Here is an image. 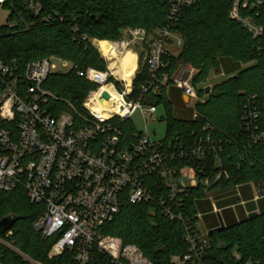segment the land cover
<instances>
[{
  "label": "trees",
  "instance_id": "1",
  "mask_svg": "<svg viewBox=\"0 0 264 264\" xmlns=\"http://www.w3.org/2000/svg\"><path fill=\"white\" fill-rule=\"evenodd\" d=\"M39 1L43 8L34 17L26 0L9 1V24L0 26V58L22 67L43 59L73 65L69 72L51 74L44 82L43 88L54 95L48 108L56 115L86 114L83 104L99 85L79 76V72L108 71V63L93 40L118 43L126 29L151 32L171 25L183 41L181 52L166 59L163 73L168 76L167 85L145 102L165 110L168 154L174 153L177 141L188 148L170 166L180 172L194 170L200 185L178 197L182 221H169L157 202H125L101 234L121 240L124 246L138 247L153 264H178L176 260L190 252V231L201 236L200 205L217 202L226 229L210 234L220 226L210 228L211 248L202 262L264 264V0H241L248 5L239 7L242 21L231 16L234 0H196L183 8L173 23L169 0ZM243 21L260 29V34L255 35ZM185 65L197 72L193 84L204 102L191 110L189 117L181 118L175 116L174 107L176 101L183 104L182 92L173 86L172 78ZM213 72L226 77L205 96L199 86L206 84ZM148 78L140 60L133 83L135 98ZM249 109L258 114L252 127L247 126ZM119 124L125 138L134 137V122ZM198 140L206 147L204 158L190 152ZM206 180L208 186L203 184ZM255 189L262 196L257 202ZM155 195L158 200L165 192ZM44 211L45 206L32 205L22 189L0 192V223L15 219L11 231L0 233V264H79L73 251L51 258L59 236L46 238L34 227ZM254 212L258 216L251 218ZM90 252V264H113L96 246Z\"/></svg>",
  "mask_w": 264,
  "mask_h": 264
},
{
  "label": "built area",
  "instance_id": "2",
  "mask_svg": "<svg viewBox=\"0 0 264 264\" xmlns=\"http://www.w3.org/2000/svg\"><path fill=\"white\" fill-rule=\"evenodd\" d=\"M9 1L0 0V8L9 9ZM169 1L172 5L170 22L173 23L182 9L192 6L196 0ZM26 3L29 11L40 15L43 6L39 0H26ZM240 6L248 5L234 0L231 16L242 21L238 13ZM243 23L255 35L260 34L261 30L249 21ZM127 31L124 39L133 38L134 44L137 42L141 47L138 56L149 78L140 85L138 98H135L136 76L129 85L113 73L110 64L107 72L94 69L79 72V76L99 85L83 104L87 112L82 115L51 113L48 104L54 95L43 88L51 74L69 72L72 64L61 63L62 70L53 59H43L22 67L15 61L0 58V192L22 189L32 205L45 206L34 227L46 238L59 236L52 247L51 258L68 250L75 252L79 264H90V250L96 246L113 264H153L138 247L124 246L119 239L103 236V227L116 218L125 202L132 205L157 202L169 221H182L178 197L200 185L194 170L180 172L170 166V162L182 158L188 148L177 141L173 144L174 153L168 154L165 140L155 141L156 132L152 133L147 126L149 119L161 120L157 117L159 107L146 103L145 98L159 94L161 87L167 85L168 76L163 73L167 68L166 59L181 52L183 41L171 30V25L151 32ZM124 45L127 46L125 51L129 50L130 43ZM106 57L111 63V55ZM196 74L192 69L187 79L178 78L179 72L172 78L173 86L189 98L187 106L191 109L204 102L193 84ZM213 75L215 77H210L201 88L205 96L226 77L224 73L213 72ZM105 94L108 99L104 98ZM105 104L109 108H102L100 113L98 106ZM137 113L145 129L135 126L134 137L127 139L119 122H134ZM246 115L247 126L252 127L258 118L257 111L249 109ZM190 152L204 158L207 150L202 140H198L190 147ZM203 184L208 186L209 180ZM160 192L165 195L157 200L155 194ZM198 219L202 221L201 214ZM187 242L190 252L176 262L205 264L202 256L211 248L208 234L198 236L190 231Z\"/></svg>",
  "mask_w": 264,
  "mask_h": 264
},
{
  "label": "rangeland",
  "instance_id": "3",
  "mask_svg": "<svg viewBox=\"0 0 264 264\" xmlns=\"http://www.w3.org/2000/svg\"><path fill=\"white\" fill-rule=\"evenodd\" d=\"M12 10L10 9H6V8H3L1 9L0 8V26H4V25H8L9 24V16L11 14ZM128 29H126L127 31ZM125 32V30H124ZM126 35H130L129 32L127 31L126 32ZM127 36V37H128ZM130 38L125 40L123 38V40L121 42H118V43H115L114 45L116 46V49H111V48H106V49H103L102 48V45L98 42L97 43V46L96 47L100 53H102V50L104 52V54L108 55L110 52H114V54L112 55L111 57V61L113 62V58L116 57L114 60H117V68H111L112 66V62H111V65H110V69L111 70H114L115 74L117 76H119V79L120 80H124L128 83H131L132 82V79L134 76L137 75V72H139L138 70H136L137 68V63H136V68L134 69V71L131 73V77L129 80H125V79H122L121 77L123 75H126L125 74V71H124V67L121 63V59L125 58L126 56L128 55H132V56H135L136 59H138L137 57V54L141 51V47L137 44V42L134 44V39L132 38L129 42ZM124 43H130V48L129 50L131 51H125V47H127L126 45H124ZM116 50H117V53H116ZM176 50V49H174ZM133 51V52H132ZM179 50H176V53H178ZM103 54V53H102ZM106 55V56H107ZM139 55V54H138ZM103 57H105V59L107 60V63L110 64V59H108L106 56L102 55ZM53 63L57 64L59 66V68H61V62H58L57 60H53ZM109 66V65H108ZM62 70L64 68H61ZM191 70H192V67L189 66V65H185V66H182L179 70V75H178V78L180 79H187L190 74H191ZM134 73V74H133ZM211 77H215L212 73ZM204 85V84H203ZM203 85H200L199 87L202 88ZM184 105L181 103V102H175V107H174V114L175 116L177 117H181V118H187L190 116V111L193 110L190 108H185L183 107ZM98 111H100V109H98ZM157 117L159 118V120L161 121H157V122H154L152 121L151 119L148 120V127H149V130L153 133L156 132V135L153 137V139L155 141H164L166 138H167V135H168V123H167V120L165 119V110L163 107H159L158 108V115ZM163 120V121H162ZM134 123H135V126L137 128H139L140 130H144L145 129V124H144V121L141 119V116L139 113L136 114V116L134 117ZM204 232V229L203 231Z\"/></svg>",
  "mask_w": 264,
  "mask_h": 264
},
{
  "label": "crops",
  "instance_id": "4",
  "mask_svg": "<svg viewBox=\"0 0 264 264\" xmlns=\"http://www.w3.org/2000/svg\"><path fill=\"white\" fill-rule=\"evenodd\" d=\"M96 42L101 44L103 41L100 42V41H97V40H93V45L95 47H98ZM126 51H129V50H126ZM102 55L106 56L104 53ZM137 56H138V54H137ZM103 58L105 59V57H103ZM137 58H138L137 59V70H138V68L140 67V59H139V56ZM182 101H183L184 107L188 108L187 104H188L189 101L186 102L183 95H182ZM254 192H255L254 201L257 202L262 196H261V193H260V191L258 189H255ZM242 205L246 206V203L243 202ZM215 207L218 210L217 213H215ZM222 211L223 210L220 209L217 206V202H214V204L212 206L209 204V202H204L202 205H200V214L202 215V221L200 222L199 228H200V231H201L202 235L209 234V230H210L211 227H215L217 225H219V226L221 225L220 224V217L222 218ZM203 229H204V232H202Z\"/></svg>",
  "mask_w": 264,
  "mask_h": 264
},
{
  "label": "bare ground",
  "instance_id": "5",
  "mask_svg": "<svg viewBox=\"0 0 264 264\" xmlns=\"http://www.w3.org/2000/svg\"><path fill=\"white\" fill-rule=\"evenodd\" d=\"M101 45H102V48L103 49H106V48H111V49H116V47L113 45V44H111V43H109V42H105V41H103L102 43H101ZM103 51V50H102ZM116 53H117V50H116ZM114 54V52H110L108 55H111V57H112V55ZM107 55V54H106ZM107 55V56H108ZM116 57H114L112 60H113V62H112V66H111V68L113 67V68H117V60H114ZM122 61H121V63H122V65H123V67H124V71H125V74L126 75H123L121 78L122 79H125V80H129L130 79V75H131V73L134 71V69L136 68V63H137V59H136V57L135 56H132V55H128V56H126L125 58H123V59H121ZM110 65H111V63H110ZM136 70H137V68H136ZM135 70V71H136ZM113 71V73L115 74V72H114V70H112ZM134 71V72H135ZM134 74V73H133ZM116 75V74H115ZM117 76V75H116ZM118 78H119V76H117ZM128 83V82H127ZM132 83V82H131ZM131 83H128L129 85L131 84ZM106 90H109L110 92L112 91L111 89H108L107 87H106ZM97 107V106H96ZM99 108L98 109H100V113H102V108H109V107H107V104H105L104 106H98ZM97 109V110H98ZM104 114V113H103ZM109 116V113H106L105 114V117H108Z\"/></svg>",
  "mask_w": 264,
  "mask_h": 264
},
{
  "label": "water",
  "instance_id": "6",
  "mask_svg": "<svg viewBox=\"0 0 264 264\" xmlns=\"http://www.w3.org/2000/svg\"><path fill=\"white\" fill-rule=\"evenodd\" d=\"M30 13L34 17V14L31 11H30ZM104 98L108 99L109 98L108 94H105ZM184 99H185L186 102L189 101V98H187V97H184ZM257 216H258V212H254V213H252L250 215L251 218H254V217H257ZM14 222H15V219H12V218H6L5 220H3L0 223V233L6 234L7 232L11 231V229L14 226ZM220 224H221L220 227L212 230L210 232V234L221 233V232H223L226 229L225 223H224V221H223V219L221 217H220Z\"/></svg>",
  "mask_w": 264,
  "mask_h": 264
}]
</instances>
